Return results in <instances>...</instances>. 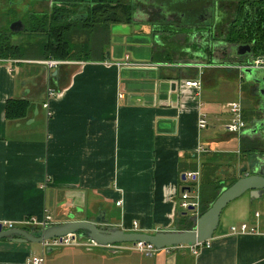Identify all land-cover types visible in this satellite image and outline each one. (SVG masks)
Listing matches in <instances>:
<instances>
[{
  "label": "crops",
  "instance_id": "1",
  "mask_svg": "<svg viewBox=\"0 0 264 264\" xmlns=\"http://www.w3.org/2000/svg\"><path fill=\"white\" fill-rule=\"evenodd\" d=\"M138 19L112 25L100 56L65 61L50 72L40 57L0 58V222L100 217L125 232L182 231L184 191L198 187L201 205L216 186L240 177L257 144L255 98L243 79L222 66L224 57L214 55L210 64L198 58L189 46L195 43H175V58L166 61L169 50ZM33 36L17 46L36 42ZM21 59L37 72L16 75L10 63ZM197 79L199 87L185 86ZM14 98L27 99L29 107L24 118L9 121L5 104ZM233 103H240L246 123L240 135L226 131ZM202 115L207 125L200 129ZM242 223L256 232L230 234ZM78 240L53 253L41 244L1 239L0 264H32L43 252L52 264H115L100 247ZM209 242L197 255L160 251L128 264H264V195L232 201Z\"/></svg>",
  "mask_w": 264,
  "mask_h": 264
},
{
  "label": "water",
  "instance_id": "2",
  "mask_svg": "<svg viewBox=\"0 0 264 264\" xmlns=\"http://www.w3.org/2000/svg\"><path fill=\"white\" fill-rule=\"evenodd\" d=\"M19 24V28L13 27ZM14 33L23 32L21 22L12 23L9 26ZM195 33V32H193ZM226 61L222 66L239 74L248 91L255 98V117L252 133L264 143V57H254L249 44L231 45L224 56ZM260 62L255 65L256 61ZM215 62V61H214ZM206 64V63H205ZM198 67L207 65L196 64ZM57 71L52 73L56 76ZM240 177L226 188H223L208 209L198 216L189 212L180 213L186 223L191 224L188 230H165L146 234L141 232H125L115 227H108L104 218L96 217L90 221L72 220L63 223L50 224L45 228H13L2 230L0 228V240L5 239L13 243L42 244L43 242L71 237L72 239L88 240L96 246L107 247L116 244L143 242L150 244L158 250L178 247L194 246L212 239L215 233L220 215L223 210L234 200L248 193L253 199L264 195V149L247 157L246 166L239 171ZM185 180V174L181 175ZM191 210V209H189ZM72 217V216H71Z\"/></svg>",
  "mask_w": 264,
  "mask_h": 264
},
{
  "label": "trees",
  "instance_id": "3",
  "mask_svg": "<svg viewBox=\"0 0 264 264\" xmlns=\"http://www.w3.org/2000/svg\"><path fill=\"white\" fill-rule=\"evenodd\" d=\"M66 10H61L64 12ZM133 9L129 3L117 0H105L104 5L101 7H93L88 11L87 20L85 24L78 21L67 22L63 16L58 13L57 18L49 14H32L26 20V35H35L37 39L43 42L40 52V58L44 60H57V61H82L91 60L90 54L96 50L98 41L88 44L92 34H96L102 30H106L115 24H130L133 22ZM226 42L221 43H195L190 46L191 51L199 52L198 58H205L209 62L214 55L224 57L228 53V48L231 45L249 44L252 48L254 57H264V10L253 13H244L238 15L237 22L233 24L230 29L226 30ZM71 35V36H70ZM83 36L80 42L79 50L76 51L74 47L73 37ZM109 35V33H108ZM76 38V37H75ZM163 44L168 49L166 61L171 62L175 58V42H167L163 39ZM25 52L21 47H18L12 41H0V58H16L19 59L24 56ZM101 55V53H100ZM99 55V56H100ZM104 55V54H103ZM102 55L101 59L104 57ZM210 64V62H209ZM29 107V101L22 98H14L6 101L4 116L6 120L14 121L22 119L26 116ZM256 148L251 153L263 152L264 143L257 138ZM236 180L233 179L225 187H228ZM224 188V187H223ZM221 186L215 187V194L209 203L205 202L200 205V214L208 209L210 204L216 199L221 190ZM203 192V190H202ZM182 220L184 221L183 216ZM185 230L191 228L190 223L184 221L183 226Z\"/></svg>",
  "mask_w": 264,
  "mask_h": 264
},
{
  "label": "flooded vegetation",
  "instance_id": "4",
  "mask_svg": "<svg viewBox=\"0 0 264 264\" xmlns=\"http://www.w3.org/2000/svg\"><path fill=\"white\" fill-rule=\"evenodd\" d=\"M129 3L133 19L142 17L157 39L175 43L226 42V30L238 15L264 10V0H117ZM105 0H0V41L19 42L26 36V20L32 14H61L65 21L85 24L88 11ZM66 10L61 12V10ZM141 19V18H140ZM139 20V19H138ZM21 22L23 32L13 33L10 24ZM220 26L218 31L216 28ZM19 28V24L13 27ZM195 32V33H193Z\"/></svg>",
  "mask_w": 264,
  "mask_h": 264
},
{
  "label": "built area",
  "instance_id": "5",
  "mask_svg": "<svg viewBox=\"0 0 264 264\" xmlns=\"http://www.w3.org/2000/svg\"><path fill=\"white\" fill-rule=\"evenodd\" d=\"M260 62V60H257L255 65H257ZM67 62L65 61H57V60H46L43 61L42 64L47 68L48 72H50L51 69L57 68L60 65H64ZM128 66H136V64H126ZM185 86L187 87H199L200 86V80H188L185 81ZM53 93L48 89L47 90V96H52ZM46 106V105H44ZM230 119L229 122L226 125V131L230 134L233 135H240L246 127V123L243 119V115H242V107L240 105V103H233L230 106ZM207 125L206 119L204 117V115H202L200 117V119L198 120V128L203 129L205 128ZM195 174L193 173H188L186 175L187 178L189 179H195ZM116 205H119V203H117ZM178 208L179 210L183 211V212H189L192 215H196L198 216L200 214V200H199V192H198V187L195 188V191H184L181 196H180V200L178 201ZM191 209V210H189ZM255 216H258L257 214H255ZM50 218L49 217H44L43 220L41 221H36L35 219H30L27 221H22L20 223H14V222H9V221H1L0 222V228L2 230H9V229H13L16 227L19 228H45L46 226L50 225L49 224ZM134 228H136L134 226ZM230 234L233 235H243V234H253L255 233V229L253 228H249L247 226V224L242 223L240 224L238 227L236 226H232L229 229ZM77 239H72L71 237H64L61 240L59 239H52L46 242H43L41 245L42 247L46 248H57V247H61V246H67V245H71V244H76ZM210 241V240H209ZM206 241L203 243H198L194 246H178V247H169V248H164L161 250L156 249L155 247H153L150 244H145L143 242H137L135 244H132L131 247H127V248H121L120 246L117 245H113V246H107V248H113V249H119L120 250H135L138 251L140 253H142L143 255H145L146 257H153L155 254L159 253L160 251H165L168 252L170 251H176L178 249H187L188 251H190L193 255H197L198 252L203 249V248H208L210 247V242ZM91 243V242H90ZM93 244V243H92ZM32 264H43L44 263V259L42 257L40 258H32L31 260Z\"/></svg>",
  "mask_w": 264,
  "mask_h": 264
},
{
  "label": "rangeland",
  "instance_id": "6",
  "mask_svg": "<svg viewBox=\"0 0 264 264\" xmlns=\"http://www.w3.org/2000/svg\"><path fill=\"white\" fill-rule=\"evenodd\" d=\"M30 36H33V35H30ZM71 36V35H70ZM34 37V36H33ZM76 37V38H75ZM72 38V40L74 41V47H75V50L78 51L79 50V45H80V42L83 40V36H79L77 37V35ZM98 41V44L96 45V49L98 48V51H95L94 53L90 54V56L92 58H96L98 55H100L101 53V47H106L107 46V42H108V33L106 30H102L100 32H98L96 34V32H94L92 34V37L90 40H87L88 44H91V43H94L95 41ZM24 40L22 41H19V44L20 43H23ZM41 39L39 40H36V42H32L34 44H32L31 42H26V44H23V46H21L22 50L24 52H26L24 54V56L22 57H25L27 58V56H34V57H40V52H41V49H42V45H43V42H40ZM28 43V44H27ZM24 47V48H23ZM95 49V50H96ZM169 56H172L171 54H169ZM24 60V59H23ZM22 59L19 61L21 63H10V66L12 68H14L15 70V73L17 75V73H19L20 75L25 72H31V73H34V72H37L38 70V67H36L35 65H29V64H24V61ZM210 190V187H207L206 188V192H208ZM77 242H79V240H77ZM122 245H125L127 247H131L132 244L131 243H124ZM99 247V246H97ZM65 248V246H61V247H57V248H49V249H52L53 250V253L54 252H58L59 250ZM101 249H103L105 251V253L107 255H111L115 258V264H128V262H131L133 259H141V260H149L150 257H146L145 255H143L142 253L138 252V251H135V250H132V249H129V250H125V251H122V250H118V249H110L111 252H113V254H109L108 251L109 249L105 247H100ZM40 255L43 256V259H45L49 253H40ZM46 256V257H45ZM152 258V257H151ZM45 264H52V258H51V261L50 259H48V257L45 259ZM44 264V263H43Z\"/></svg>",
  "mask_w": 264,
  "mask_h": 264
}]
</instances>
